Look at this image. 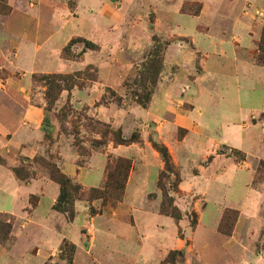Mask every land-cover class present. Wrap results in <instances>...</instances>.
I'll list each match as a JSON object with an SVG mask.
<instances>
[{
    "label": "crops",
    "instance_id": "obj_1",
    "mask_svg": "<svg viewBox=\"0 0 264 264\" xmlns=\"http://www.w3.org/2000/svg\"><path fill=\"white\" fill-rule=\"evenodd\" d=\"M200 1L196 15L172 14L170 10L157 31L170 40L164 53L169 75L153 87L145 106L118 109L113 103L98 105L100 94L96 91H102L98 87L74 88L71 93L77 104L92 107L102 122H112L126 134L134 128V120L139 121L141 138L152 131L174 160V146L180 152H190L200 142L228 144L254 158H264V119L251 126L244 123L264 113V91L258 92L264 90V66L257 65L249 55L259 40L261 26L251 25L242 13L247 4L264 10V0H225L227 10L213 11L211 16L206 0ZM0 3L5 10L0 12V72L8 73L0 77V215L14 221L7 242L0 243V264H159L157 224L162 222L168 228L163 229L167 245L173 242L174 224L170 218L152 213L140 214L138 222L134 216L129 218L126 201L136 186L133 171L125 186L126 201L119 203L116 211L108 214V207H103L92 214L90 206L99 201L77 200L72 221L53 209L59 185L46 173L37 172L35 159L45 154L46 140L55 137L57 129H44L47 112L29 94L32 75L67 74L91 64L89 51L82 52L79 61L62 58L61 51L77 37L108 45V26L114 15L108 0H78L73 10L54 0ZM217 28H229L234 39L213 37L212 29ZM81 50L80 46L76 49ZM181 129L184 135L177 139ZM131 147L118 145L112 147V152L128 157ZM61 155L59 168L65 175L85 188L103 184L102 154L93 155L88 168L77 166L70 150L64 149ZM218 161L220 157H212L206 167L208 174L201 172L198 177L209 175L207 188L219 186L221 200H227L230 206L264 200V184L252 186L253 174L246 170V163L242 167L228 163L225 171L219 172ZM25 164L38 174L22 181L12 169ZM144 165L147 171L154 167V181L157 164ZM233 186L239 194H224ZM188 187L189 181L184 179L181 188ZM30 197L37 198L34 205ZM202 231L198 230V235ZM203 235L198 242L202 252L199 257L206 264H264L252 250L242 251L236 246L213 249L203 244ZM64 241L74 246L71 261L59 253Z\"/></svg>",
    "mask_w": 264,
    "mask_h": 264
},
{
    "label": "rangeland",
    "instance_id": "obj_2",
    "mask_svg": "<svg viewBox=\"0 0 264 264\" xmlns=\"http://www.w3.org/2000/svg\"><path fill=\"white\" fill-rule=\"evenodd\" d=\"M54 1L73 10L78 0ZM108 3L114 12L110 18L111 24L108 26V45L101 46L94 43L97 46L96 50H85L90 52L92 63L67 74L92 67L85 73L88 76H82L79 81L84 87L74 88L81 90L102 88V91L98 92L93 89L96 94H100L96 104L113 103L118 109L121 107L132 108L134 105L147 102L153 87L160 79L169 75V71L164 67V53L170 40L167 36L159 35L160 33L157 32L161 29L164 20L167 19L168 12L171 10L172 14L182 12L196 15L202 4L200 0H108ZM206 7L210 16L213 11L220 10L222 13L227 10L225 0H206ZM255 9L264 13V10L253 8L250 4L245 6L242 13L251 25L261 26L259 40L254 42V48L249 51V55L257 65L264 66L256 61L257 55L260 54L258 43L261 39L264 18L254 15L253 10ZM4 11L0 3V12L4 13ZM212 33L213 37H224L228 41L235 37L229 28L212 29ZM78 46L83 49V43L76 42L67 50V53L77 61L80 60L82 53L76 51ZM61 57L65 59L62 52ZM196 69L199 71L200 67L197 66ZM7 75V72H0L1 78ZM85 77H90L92 80H86ZM31 80L29 94L32 100L42 105L44 109H48V121L44 122V129L47 130L52 126L57 129V135L48 137L46 140L45 154L35 159L37 161V165H35L39 170L37 172L47 174L45 169L38 164L42 158L51 157L59 167L64 149L70 150L76 159L77 166L82 168L89 167L93 155L102 154L105 160L104 182L100 187L94 189L97 191L103 189L108 173L112 175V178L106 193L100 195L99 192H90L93 188H85L77 181L73 179L72 181L80 184L83 188V192L77 195L78 200H87L90 203L99 201L90 206V213L94 214L102 211L101 208L108 207V214H111L116 211L119 203L124 202L125 186L133 171L136 189H133L131 198L125 200L128 202L127 214L129 218L134 216L138 222L140 214L152 213L168 217L174 224L171 245L163 242V229H168L165 227L166 224L162 222L157 224L161 243L159 264H206L204 259L201 261L199 257L202 252L200 253L198 242L203 234H206L205 237L203 235V244L211 245L213 249L224 250L236 246L242 251L256 252L259 258L264 261V200H256L253 203L249 201L245 206L242 204L230 206L227 200H221L222 190L219 186L207 188V181H210L209 175L205 178L198 177L201 172L204 175L208 174L206 167H208L211 158L215 156L220 157L219 172L225 171L228 163H234L239 167L246 163V170L253 174L252 186L262 185L264 184V158H254L228 144L200 142L197 148L190 152L185 150L180 152V149L174 146L177 151L175 154L177 160H174L168 148L155 137L152 131L146 138H141L142 124L139 121L134 120V128L126 134L122 127L117 128L112 122H102L92 107L85 103L77 104L71 93L74 88L69 92L63 90L56 100L47 104L44 81L33 78ZM263 91L262 89L258 90L259 93H263ZM89 92L86 91V94L89 95ZM127 117L131 118L130 115ZM263 119L264 113L244 123L251 126L250 124ZM120 120L125 123L123 119ZM97 122L108 125V134L102 136L104 127L98 125ZM117 130L121 131L124 138L129 137L132 133L138 135V142L124 145L132 146L128 157L118 156L112 152V147L118 145L109 141L111 138L109 133ZM183 135L184 130H178L177 139ZM152 142H157L167 149L174 166L173 171L176 172L175 175L170 173L162 175V171L165 170L164 163L161 155L152 146ZM146 163L149 166L150 164L158 166L154 181V167H152L153 170L147 171L144 165ZM23 166L31 167L28 164ZM26 168L28 169V167ZM28 170L34 172L35 175L38 174L30 168ZM195 177L198 179H193ZM177 178L179 182H177ZM184 179L189 181L190 185L186 190L181 188V182ZM234 188L238 190L237 186H233L230 187V190L225 189L224 194L228 192L236 196L239 192ZM135 196L137 198H133ZM170 206L176 208L179 219L176 220L170 215L161 213L160 209H170ZM124 212L126 213V210ZM0 223L12 227L14 221L9 216L0 215ZM198 230L199 232L203 230L204 233L201 232L202 234L198 235ZM147 234L145 230L143 236L146 238ZM64 242L67 245L70 244L67 241ZM59 253L64 255L61 249Z\"/></svg>",
    "mask_w": 264,
    "mask_h": 264
},
{
    "label": "trees",
    "instance_id": "obj_3",
    "mask_svg": "<svg viewBox=\"0 0 264 264\" xmlns=\"http://www.w3.org/2000/svg\"><path fill=\"white\" fill-rule=\"evenodd\" d=\"M76 42H82L83 43V49L81 52H84L85 50H96L97 46L83 38H72L69 43L62 49V55L65 57V59L68 60H74L68 53L67 50L71 45H73ZM258 51L260 54L257 55L256 61L262 65H264V26L262 28L261 33V39L258 43ZM92 67H88L87 70L84 71H76L72 74H43V75H33L32 78L34 80H42L44 81V86H46V101L47 104L52 103L54 100L57 99L58 95L63 91H70L74 87L82 88L84 87L82 83L79 81L82 79V76H88L85 73L89 70H91ZM86 80H92L90 77H85ZM142 106L146 105V101L144 104H140ZM48 109L45 108V111L47 112ZM98 125H101L104 127L103 135L108 134V125L104 123L97 122ZM111 138L109 139L110 142H112L115 145H127L134 142H138V135L136 133H132L129 137L124 138L122 136V133L120 130L117 131H111L110 133ZM152 146L154 149L161 155L163 163H164V169L162 171V175L164 173H170L174 174V166L170 160V155L167 151V149L157 143L152 142ZM38 164L45 169L47 172V175L49 178L53 181H55L60 188L59 195L53 205V209L57 212L63 213L66 215V218L68 221H72L74 218V202L75 200H78V194L83 192V188L80 184L75 183L72 181L70 177L65 175L60 168L57 166L55 162L51 159V157H48L46 159L42 158ZM15 176L22 180L27 181L35 176L34 172L29 171L25 166H18L12 169ZM177 177V175H176ZM112 175L107 173L106 182L101 191H97L96 189H91L90 192H99L100 195H102L104 192L108 190L109 184L111 183ZM177 182H179V179L177 178ZM161 190L163 188L160 187ZM176 191V190H175ZM102 192V193H101ZM102 198V197H100ZM118 200L119 198H115ZM37 198L36 197H30V203L34 205L36 203ZM161 213L170 215L174 217V219H179V216L177 214L176 208L170 206V209L162 208L160 209ZM10 225H7L5 223H0V243L5 244L8 240V235L10 232ZM61 250L64 253V257L67 259V261H71L72 253L74 251V246L72 244H66V242H63L61 245Z\"/></svg>",
    "mask_w": 264,
    "mask_h": 264
},
{
    "label": "built area",
    "instance_id": "obj_4",
    "mask_svg": "<svg viewBox=\"0 0 264 264\" xmlns=\"http://www.w3.org/2000/svg\"><path fill=\"white\" fill-rule=\"evenodd\" d=\"M253 14L257 15L260 18H264V13L262 11L257 10V9L253 10Z\"/></svg>",
    "mask_w": 264,
    "mask_h": 264
}]
</instances>
